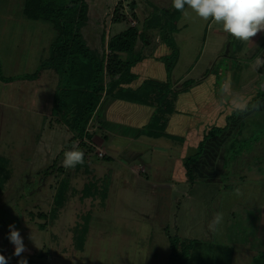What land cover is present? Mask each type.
I'll list each match as a JSON object with an SVG mask.
<instances>
[{
	"label": "rangeland",
	"instance_id": "rangeland-1",
	"mask_svg": "<svg viewBox=\"0 0 264 264\" xmlns=\"http://www.w3.org/2000/svg\"><path fill=\"white\" fill-rule=\"evenodd\" d=\"M84 1L88 6V18L82 24L81 34L91 52L96 53L99 60L105 62L100 84L104 86L102 98L114 96L133 78L129 68L141 57L135 54L140 51L139 40L134 46L133 55L129 54L131 50L122 53L111 52L108 45L114 38L126 34L130 29L135 28L141 32L144 24L152 18L153 26L157 23L161 25L159 30H156V34L164 35L163 41H169L172 45V47L169 45L172 54L166 58L164 66L167 69V83H169L166 86L175 88H172L173 93L168 97L165 96L166 93L164 95L159 93V96L164 98H159V103H163L161 106L169 113L176 112L171 109L173 104L171 98L176 99L183 93L191 92V89L184 87L188 82L197 84L195 96H192L189 102L190 108L193 107L195 111L199 103L202 104L204 101L207 109L213 113L215 96L219 102L228 99L227 94L231 96L228 101L235 100L232 97L235 92L241 94L249 89L248 81L256 77L252 74L260 71V79L264 78V31L253 37L252 41L243 42L224 32L221 24L212 19L208 21L201 19L188 7L183 13L179 12L178 16L174 15L177 13L175 9L164 11L165 21L162 26V22L159 23V0ZM50 2L58 3L59 6L69 5V0H45L44 3ZM9 8L13 10V14L9 13ZM17 8L18 5H0L3 17L9 14L7 18L0 19V148L2 152L0 156L10 161L9 167L7 164H0L2 168L0 177L12 179V181L5 180L4 187L0 185V189H4L1 193L0 205L3 215L15 216V213L18 215L20 230L27 228L28 232L26 230L20 232L26 249L37 256L48 254L55 259L63 257L59 253L66 249L68 258H63L67 259L63 264H169L172 245L175 243L178 244V252L183 246H192L189 256L193 255V257L189 264L206 263L200 262L204 246H207L205 250L211 251L210 263L207 261L206 264H254L256 260L260 262L259 264H264V236H261L264 233L260 231V220L264 210L262 204L264 189L259 188L264 186V100H262L264 97L257 99L259 102L254 103V109L251 105L237 116L239 112L236 110L229 111L228 113L231 114L227 119L235 121L226 128L225 132L226 126L212 127L215 121H211V117L204 118L206 120L204 122L212 127L210 135L212 138H208L209 131H207L204 137V140H207L204 142L203 147H206L203 155L196 159L199 151L195 148L197 153L185 163L186 168L197 166L196 171L192 170L191 174L177 162L185 149L182 144L187 142L186 137L160 135L159 153L153 152L154 149L146 156L138 154L133 164L140 163L147 168L146 176L139 180L132 174L131 165L126 163L121 155H109L107 151L111 147L120 150L124 147L123 144L130 146V143L127 144L128 141L118 142L114 135H108L102 149L97 137L95 140H88L93 147L89 146V142L78 145L80 140H72L65 151L71 150L73 144L82 151L87 150L84 153V163L76 165L79 169H73L72 172L63 166L57 169L55 165L54 168L41 172L46 177L57 174L56 180L48 179V183L50 182L48 186L52 191L57 188L60 181L69 179L74 172L76 173L75 179L72 180L74 187H70V181L64 180V184L69 185V193L66 198L64 193L62 194L64 198L59 195L58 201L55 202L61 204L59 209H53L52 212L49 209L50 203L48 204L47 201L54 195L49 192V187L44 188V184L37 189V197L28 199L29 195L26 196V191L22 192L26 187V181L21 177L31 172L35 175L37 170L35 160L32 158L35 156L32 153L34 148L30 147L26 150L25 140L30 139L31 146L38 141L36 153L51 159L49 157L51 153H46L44 142L41 140L51 130V144L58 151L62 163L65 151L63 153L59 151L64 145V139L67 138L65 134L68 133V127L60 117L59 121L53 120L54 116H51L56 93L62 89L58 79L43 77L41 82L24 80L25 76H31L39 70L41 65L45 66L52 56L56 38L55 29L48 22H34L25 17L20 18ZM75 12L67 13L66 16L78 22ZM185 12L187 15L184 14ZM27 31H30L29 36L25 35ZM115 34L117 36H112ZM27 37L30 39L28 44L25 42ZM228 46L229 56H227ZM258 57L260 63H257ZM166 72L164 68L159 69V78H165ZM178 80L181 83L176 85L175 82ZM54 83L57 85L55 86ZM212 83H214L213 88ZM81 89L82 93H89L86 86ZM260 89L262 90L260 93L264 95V81L254 90L257 92ZM167 90L170 88L167 87L164 91ZM208 92L213 97L204 99L203 96ZM245 94L248 95V92ZM179 104V108L183 109L182 103ZM111 106L110 100H107L100 114L102 115L105 109ZM118 115L119 118H123L126 111ZM33 117L46 121L45 126L42 128L41 124L35 126L32 122L28 123L27 119ZM156 118L154 129L143 127L141 129L143 133H150L148 131L152 129V134L154 132L155 136L159 135L157 133L159 118H164L160 114ZM115 127L117 128L118 125H113V128ZM93 129L94 127H87V133L93 132ZM100 151L104 154L103 158L98 157L97 153ZM19 152L22 158H19ZM16 157L19 159L16 160ZM191 160L195 165L191 164ZM36 163L38 167H46L45 164H38L37 159ZM89 174H94L100 180L86 184L93 187V189L88 188L86 194L97 189V195L93 198L87 196L89 200H81L85 189L83 184L90 181ZM28 181L31 182L30 179ZM17 183L18 190L12 191L10 188ZM229 187L243 189L252 187L254 190L250 191L259 190L261 197L255 196V202L250 205L245 203V197L239 202H233L231 206L236 215L232 218L227 210L230 203L224 202ZM9 191L14 193L11 194L13 196L9 197ZM17 193L20 196L16 195ZM92 199L95 200L94 203H91ZM13 201L15 205L10 206L9 202L14 204ZM65 201L66 206H64ZM217 212L223 214L225 230L224 235L220 233L216 239L215 232L210 230L209 225ZM9 221L12 224L10 218L5 219V222ZM77 232L78 236H81V233L89 235L83 238L87 242L82 251L75 250L78 240L82 239L81 237L74 239ZM205 234L215 243L210 242L206 245ZM245 240L251 244L246 246V249L243 246ZM11 246L14 247L13 244ZM255 246L257 247L255 253L251 252V248ZM252 254L257 257H252Z\"/></svg>",
	"mask_w": 264,
	"mask_h": 264
},
{
	"label": "crops",
	"instance_id": "crops-1",
	"mask_svg": "<svg viewBox=\"0 0 264 264\" xmlns=\"http://www.w3.org/2000/svg\"><path fill=\"white\" fill-rule=\"evenodd\" d=\"M3 4H9V5H13V6L18 5L17 11H19L20 18L24 17L23 13H24V8H25L24 7L25 0H0V5H3ZM186 8H187V6H185V9ZM10 9L11 8H9V13L13 14V10L12 9L10 10ZM173 9L174 8L172 7V0H159V15H160L159 18L161 20H163V19L165 20V16L163 14L164 11H166V10L171 11ZM0 15H1L0 19L7 18L9 16V14H7V16L5 15L3 17V12H0ZM216 31H218V30H216ZM29 32L30 31H27V33H25V35L29 36V34H28ZM156 32L157 31H146L143 34L145 36V38L139 39V41L141 42L140 51L138 53H135V54H137V56L140 55L141 57H139L140 59L131 68L130 73H131L133 78L129 82H127L124 86H122V89H130V90L138 91L141 88H143L146 83H152V84L158 85L157 88L151 92L149 99H148V103L146 105H142L140 103L128 102L126 100L120 99L119 97H117L116 94L114 96L104 97L102 102L98 106L96 112L94 113L93 119L90 123V125H92V126H90V125L88 126L89 128L94 127L93 132H91V133L88 132L89 135L85 138L86 140L91 138L89 141H92V140H95V138L97 137L99 139V141L101 142L102 149H104V144L108 139L107 138L108 135H110V136L114 135V137L117 138L118 142L124 143L125 141L126 142L128 141L127 144L130 143V146L123 144L124 147L121 148L120 150H117V149H114L111 147V149L109 148V150L107 149V151H108L109 155H115V154L116 155L118 154L117 156L121 155L122 158L124 159V161H126V163L131 165L132 174L135 175L138 178V180L141 179L142 177L146 176L147 168L140 163L137 165H134L133 160H135V158L138 157V154L146 156L149 154V152H152L154 149L155 150L153 152L159 153V135L157 134L155 136L154 132L152 134V129H150V131H148L150 133H146V134L143 133V130H141L143 127L150 128L149 124L153 120L154 116L157 117V115L160 114V116H163V118L166 120V126L164 129V132L168 136L169 135H171L172 137L173 136H175V137L181 136V137L187 138V142L185 144H182V145H184L185 149H184V151H182V155L179 156L180 159L177 161L178 164H180L179 166H182V168H186V167H184L185 163H187L188 159H190L192 156H194V153H197V152H195V148L198 151L199 144H201L204 141V137L206 136L207 131L211 132L212 131L211 128L216 127L217 125L221 128L225 127V126L229 127L232 125V122H234L235 120L230 121V118L227 119V117L230 116V114H231V113H228L229 111L236 110V112H239L236 114V116H237L238 114H241L243 110H246L249 107H251V105L253 106L251 108H253V109L255 108L254 103L259 102V100H257V96H258V93L262 90L260 89L256 92L254 89L257 85L262 84V82L264 81V78L262 80L260 79V75H261L260 73L261 72L259 71L256 74H252V75H255L256 77H254L248 81L249 82V89L248 90H245L241 94H238L237 92L234 93L235 95H233L232 97H234L233 99H235V100L228 101L229 99H231V96L227 94L226 97L228 99H226V100L223 99V100H221L222 102H219V101H217L216 96H215L214 97L215 102H213V105H214L213 113H211V111L209 109H207L206 104H205L206 102H204V101L202 102V104H201V102L199 103V106L196 108L195 111L193 110V107L190 108L189 102H190V99L192 98V96H195L194 91H195V87L197 84H191L190 82H188V83L184 84V87L186 86V87H188V89H191L190 90L191 92L183 93L180 95V97H177L176 99L171 98V100L173 102V104L171 105V109L173 111H176V112H175V114H173L172 112L169 113L168 111H166L164 109V107L161 106L163 103H159V98L164 99L163 97H161V95L159 96V93H162L163 95H164V93H166L165 96L168 97L170 95V93H173L172 88H175L173 86L172 87L168 86L170 88V90L166 91V92L164 91V88H165L164 86L162 89L163 84H165V85L169 84V83H167V76L168 75H167V72H166L167 69L164 66L165 65L164 63H165V60H167L166 58L170 57L169 55L172 54L171 53L172 50L169 47V45H170L169 41H166V40L163 41L164 35L163 36L161 34L158 35V34H156ZM112 36H117V34L112 35ZM29 40L30 39L27 37V40L25 41L26 44H28L30 42ZM13 43H14V41H13ZM170 46L172 47V45H170ZM142 48H144L143 51H142ZM238 48L239 49L241 48L240 45ZM228 49H229V46L227 48V53H228L227 56L230 55V50H228ZM239 51L241 52V49ZM142 52H143V54H142ZM176 60L178 62V60H179L178 57L176 58ZM175 67H176V65H175ZM256 67L260 68L259 66H256ZM162 68H164V70L166 72V77L160 79L159 78V69L162 70ZM35 73H33L31 75H35ZM247 75L249 76L250 74H247ZM55 76L57 77L56 73L53 70L47 69V70H44L42 72L41 77L37 81L41 82L43 77H46V78L51 77L54 79H58V77L55 78ZM179 83H181L179 80L175 82L176 85H178ZM54 84H55V86L57 85L56 83H54ZM200 84L201 83H198V85H200ZM224 86L227 87V85H224ZM213 87H214V83H212V88ZM246 92H248V95L245 94ZM182 95H185V97ZM171 96L173 97V95H171ZM203 97L205 99L207 97H213V95L209 94V92H208ZM107 100H110V103L112 106L107 107V109H105L104 113H102V115H101L100 112H102V110L104 109ZM262 100H264V99H262ZM179 103H182L183 109L179 108L180 107ZM178 104H179V106H178ZM196 105H197V102H196ZM201 105H202V107H201ZM239 106H243V110H240ZM190 109L193 111H191ZM124 111H126V115H128V116L125 117L126 116L125 115L124 116L125 118L124 117L119 118L118 113L124 112ZM190 112H195V113L191 114ZM51 113H52L51 116L53 117L52 108H51ZM205 117H211L212 118L211 121H213V120L215 121L214 126L211 127L210 125L206 124L207 122H204V121H206V120H204ZM57 119L58 118L53 117V120H57ZM97 119H98V122H96ZM118 119H122V120H118ZM225 119H226V121H225ZM27 121H28V123L32 122V124H35V126L37 124H39V125L41 124L42 128L46 124V121H44V120L40 121V119L38 117L29 118V119H27ZM209 123H212V122H209ZM112 124L118 125V127L113 128ZM67 129L66 130L68 133L65 134L67 136V138L64 139V145L60 148V151H59L61 153H63L68 148V144H70V141H72L73 137H74V135L69 130V128H67ZM157 130H158L157 133H159V128ZM50 134H51V130L46 134V136L44 138L42 137L41 140L44 142V150H46V153L47 154L49 152L51 153V156L49 155V157L51 159H47V156L42 157L39 155V153H36V151L38 152V150H37L38 149V144H37L38 141L31 146L30 145V139L25 140L24 146H25L26 150H28L30 147L34 148L32 153H34L33 155H35V156L32 158H33V160H35L36 170L39 172V173H37V171H36L35 175L33 172L26 173V174H23L21 177V179H24L26 181L25 182L26 187L23 188L22 192L25 193V191H26V196L34 195V196H30V197L28 196V199L38 196L37 195V193H38L37 189L39 188L40 185L44 184V188L49 187L48 185L50 182L48 183V179L49 180H56L57 174L56 175L53 174L49 177H46L45 174H43V173L41 174V172H43V170L47 171L51 168H54L55 165H57V169H59L60 166H63V164L59 160L60 155H58L59 154L58 151H56L54 149L53 145L51 144L52 139L50 138ZM91 134H93V135H91ZM37 135H39V133ZM34 139L36 140V138H34ZM211 140H213V139H211ZM130 148H132V149L130 150ZM192 149H194V150H192ZM86 151L87 150H85L84 153ZM117 151H119V152H117ZM105 153H106V150H105ZM1 154H2V152H1V148H0V155ZM58 156H59V158H58ZM143 156H141V157H143ZM19 158H22V156H20V152H19ZM19 158L16 157L15 159L17 160ZM36 159L38 161V164H40V165L45 164L46 167H44V168L42 166L38 167L37 163H36ZM18 161H20V160H18ZM25 161H27V160H25ZM28 162L31 163V165H34L30 160H28ZM0 164H3V165L7 164V166L9 167L10 161L6 160L4 158V156H0ZM60 164H62V165H60ZM196 167L197 166H192V169L194 171H196ZM68 170L72 171L73 169L68 168ZM186 170H187V168H186ZM180 171H181V169H180ZM1 172H2V168L0 167V173ZM85 172H86V174H88L87 171H85ZM182 173H184V171ZM75 176H76V173L74 172V175H72L69 179L65 178L62 181H60L58 183L57 188L53 189L54 191H52L51 188L49 187V192H51L54 195V197H52L53 201H52V199L50 200V198L47 201L48 204L50 203L49 209L51 210V212L53 211V209L58 210L59 207L61 206V204H59V206L57 204H55V202L58 201L59 195L61 196L64 193L63 194L64 197L65 196L67 197V195L69 193V191H68L69 185L68 184L65 185L64 184L65 181H70V187H74L75 185H73L72 180L75 179L74 178ZM89 176H90V181L83 184V187H85V189L82 192L83 197H81V200L82 199L83 200H89V198H86L87 196H90L93 198L94 196L96 197V195H97V189H94L95 191H91V193L86 194V191L88 190V188L90 189V187H91V189H93L92 185L87 186L89 184V182H91L93 184V183H96V181L99 182V180H100V178L94 176V174H89ZM29 179L31 180V182L28 181ZM5 180L6 181L11 180L12 181V179L10 177L6 178V179H5V177H0L1 187H4V184L6 185V182L4 183ZM20 181L21 180H19V182ZM18 183L15 186L12 185L13 187H11L10 189L12 191H14V190L17 191L18 187H19ZM3 191H4V189L1 188L0 189V197L2 196L1 193H3ZM12 191L11 192L9 191V193H8L9 197L13 196V195H11V194H14V193H12ZM106 192H107V196H108L109 190ZM16 195H18V193ZM247 195H248V193H247ZM18 196H20V195H18ZM55 198H56V200H55ZM66 200H68V198ZM51 201H52L54 208L51 204ZM94 201L95 200L92 199L91 203H94ZM13 203H14V201H13ZM66 204L67 203L65 201L64 206H66ZM262 204L264 206V200L262 201ZM9 205L14 206L15 203L11 204V202H9ZM55 205H56V207H55ZM68 205H69V203H68ZM68 205H67V209L69 208ZM6 209H8V208H6ZM1 210L2 209H1V205H0V254H3L5 257L8 258V264H18V262L21 258L26 259L28 261V264H31V263L32 264H35V263L36 264H63V262H65L67 260V259H63V258H68L66 249H63L59 253V254L63 255V257H61L60 259H55V258L49 256L48 254H46V255L41 254L40 256H37V254H35V253L33 254V252H31L28 249H27V251L22 253L20 257L13 255L14 247L11 246L12 243L8 239V235L11 231L8 227L10 225V221L5 222V219L10 218L12 224L15 225V228L19 232L24 231V230H26L28 232V230H27V228L20 230L21 229V224L19 223L20 218L18 217V215L16 213L14 214L15 216H13V215L7 216L6 214L3 215L2 214L3 211H1ZM229 215L232 218H234L236 215L235 210H232V208H231L229 211ZM3 216H7V217L5 218ZM260 224H261L260 231H261V233H264V210L262 211V219L260 220ZM225 232H227V231H225ZM75 234L76 235H75L74 239L80 238V237L82 238V239L78 240L79 242H78L77 247L75 245V250L76 251H78V250L82 251V249L83 250L85 249V245L87 242L83 238H87L89 235H87L86 233H85V235L84 234L82 235V233H81V236H78V232ZM261 236H264V235H261ZM260 239H262V238L260 237ZM244 242H245V245H243V246H244V249H246V246H248L250 244V242L248 240H245ZM259 243H261V241H259ZM237 246H239V245H237ZM62 247H63V245H62ZM256 248H257L256 246L251 248V252H254ZM195 253L196 252H194V254ZM192 257H193V255L189 256V261L191 260ZM252 257H254L253 254H252ZM256 257L257 256H255L254 258H256ZM59 260H61V261L58 263ZM71 260H73V259L71 258ZM256 261L254 264H256ZM71 262H73V261H71ZM215 262H218V261L215 260ZM188 264H189V262H188Z\"/></svg>",
	"mask_w": 264,
	"mask_h": 264
},
{
	"label": "trees",
	"instance_id": "trees-1",
	"mask_svg": "<svg viewBox=\"0 0 264 264\" xmlns=\"http://www.w3.org/2000/svg\"><path fill=\"white\" fill-rule=\"evenodd\" d=\"M44 2L45 0H25V8L23 14L27 20H31L34 22L43 21L48 22L52 25L56 32V38L52 48L53 53H51L52 56L45 63V66L41 65L40 69L35 73V75L25 76L24 80L37 81L41 77V74L44 70L53 69L58 77V84L60 85V87H62V89L57 91L55 96L56 98L54 100L53 116L58 119L59 117L62 119L61 121L66 124V126L74 135V141H83L88 136L87 127L91 123L94 113L103 100L102 96L104 93V86L100 84L105 69V62L104 60L100 61L96 53L91 52L81 34L82 24L88 18V6L85 4L84 0H69V5L67 6H59L58 3L52 2H50L49 4H45ZM74 12L78 16V22H74L71 19H68V17L66 16L67 13L74 14ZM179 12L181 11H177V13H175L174 15L178 16ZM62 19L64 21L61 22ZM152 19H150L148 23L145 22L146 24H144L145 26L141 32L134 28L127 31L126 34L123 33L114 38V40L111 41V44L108 45V49H110L111 52L115 53L129 52L131 50L129 54L133 55L136 42L140 38L142 39L145 37L143 35L144 32L156 31L161 27V25H159L158 23L153 26V24H151ZM164 21V19H159V23L162 22V26L164 24ZM135 63L131 64L129 68L130 72ZM2 81L4 82L6 80ZM84 86L88 88V94L82 93L83 90L81 88H83ZM157 86L158 85L152 83H146L144 87L138 91H132L130 89H120L116 93V95L120 99L126 100L128 102L147 104L151 92L156 89ZM164 87V90H166L168 86L164 85ZM262 97H264V95L259 92L257 99H260ZM156 119V116H154L153 120L149 124L150 128L154 129V121H156ZM165 126L166 120L159 118V136L166 135V133L164 132ZM229 127H225L224 132L226 128ZM211 133L212 131L208 133V138H212L210 136ZM90 139L91 138H89L88 140ZM206 140L207 139H205L203 141V144L199 146V152L196 159L203 155L204 148L206 147L203 146ZM83 146L86 147V145ZM85 147L81 148L84 149ZM200 149H202V152H200ZM191 162V164L195 165L194 161L191 160ZM78 168L79 167H75L74 169ZM187 169L191 174L193 170L192 166H189ZM259 188L264 189V186ZM250 190H254V188L246 187L245 189H243L229 187V193L224 198V202H226L227 204L230 203V206H228L229 208L227 210L230 211V209L233 208V206H231L233 202H239L241 201V199L243 200V197H245V203L249 205L254 203L255 196L261 197L259 190L257 191L259 192V194L256 191L251 192ZM61 198L64 197L62 196ZM57 205L59 206V203H57ZM224 230L225 225L223 222L218 226L217 231H215L214 237L216 238L220 233L223 236ZM204 240L206 242V245L210 242L215 243V241H212V239L206 237V234ZM177 247L178 244L173 243L169 264H188L189 251L192 249V246H183L180 252H178ZM206 248L207 246H204L203 248L202 257L200 259L201 263H207V261L208 263H210L209 253L211 251L209 249L205 250ZM259 263L260 262L256 261V264Z\"/></svg>",
	"mask_w": 264,
	"mask_h": 264
},
{
	"label": "clouds",
	"instance_id": "clouds-1",
	"mask_svg": "<svg viewBox=\"0 0 264 264\" xmlns=\"http://www.w3.org/2000/svg\"><path fill=\"white\" fill-rule=\"evenodd\" d=\"M185 6L201 19H212L221 24L223 31L236 40L249 42L264 31V0H172V7L177 11L184 12ZM184 14L187 15L186 12ZM257 63H260V57ZM239 107L243 110V106ZM83 163L84 152L76 144L72 145L71 150L65 151L62 161L65 168L74 169L77 164ZM222 222L223 214L215 213L209 225L210 230L217 231ZM8 227L11 230L8 239L14 245L13 255L20 257L27 249L15 225L10 224ZM0 264H8V258L3 254H0ZM18 264H28V261L21 258Z\"/></svg>",
	"mask_w": 264,
	"mask_h": 264
},
{
	"label": "built area",
	"instance_id": "built-area-1",
	"mask_svg": "<svg viewBox=\"0 0 264 264\" xmlns=\"http://www.w3.org/2000/svg\"><path fill=\"white\" fill-rule=\"evenodd\" d=\"M85 142L87 143V142H89V141L86 140V139H84L83 141H79L78 145H81L82 143H85ZM89 146H90V147H93V145H91L90 142H89ZM97 154H98V157H99V158H103V157H104V154H103L101 151L98 152Z\"/></svg>",
	"mask_w": 264,
	"mask_h": 264
}]
</instances>
